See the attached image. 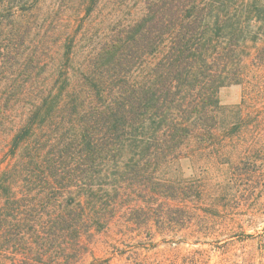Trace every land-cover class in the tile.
<instances>
[{
  "label": "trees",
  "instance_id": "trees-1",
  "mask_svg": "<svg viewBox=\"0 0 264 264\" xmlns=\"http://www.w3.org/2000/svg\"><path fill=\"white\" fill-rule=\"evenodd\" d=\"M260 62L264 0H0L1 264H249L201 199Z\"/></svg>",
  "mask_w": 264,
  "mask_h": 264
},
{
  "label": "rangeland",
  "instance_id": "rangeland-1",
  "mask_svg": "<svg viewBox=\"0 0 264 264\" xmlns=\"http://www.w3.org/2000/svg\"><path fill=\"white\" fill-rule=\"evenodd\" d=\"M253 69L246 71L244 84H232L220 90L221 103L229 108L228 122H232V109L235 107L240 109L244 118L241 126L243 132L238 139L241 151L240 156L236 157L229 146L225 157L213 152L209 155L211 164L208 176L203 179L205 194L201 200L205 203L215 200L222 203L224 206L218 212L221 217L235 221L247 233L255 235L244 239L243 229L237 228V232L223 239V242L226 241L225 244L222 242L224 248L234 257L253 258L249 264H264V62ZM228 142L234 145L233 140ZM186 171L200 174L202 167L198 165ZM251 220L255 221L256 226H249ZM218 252L211 256V264L218 259Z\"/></svg>",
  "mask_w": 264,
  "mask_h": 264
}]
</instances>
